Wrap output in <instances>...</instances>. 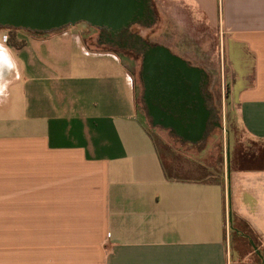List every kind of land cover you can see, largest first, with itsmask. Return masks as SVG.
Returning <instances> with one entry per match:
<instances>
[{"label":"crops","instance_id":"0c3cea01","mask_svg":"<svg viewBox=\"0 0 264 264\" xmlns=\"http://www.w3.org/2000/svg\"><path fill=\"white\" fill-rule=\"evenodd\" d=\"M176 2L219 33L233 122L264 148V0ZM56 33L1 35L0 264H252L231 228L264 253V164L241 163L257 154L168 178L120 56Z\"/></svg>","mask_w":264,"mask_h":264},{"label":"rangeland","instance_id":"374dc122","mask_svg":"<svg viewBox=\"0 0 264 264\" xmlns=\"http://www.w3.org/2000/svg\"><path fill=\"white\" fill-rule=\"evenodd\" d=\"M156 20L148 27L139 26L133 29L142 39L149 43L164 44L171 52L178 57H185L193 65L201 67L207 74L208 83L206 93L210 96L209 105L218 115L220 126L199 145L184 143L169 131L161 128H153L150 119L146 115L142 101V84L139 73L141 70V59L137 55L125 56L122 52H116L108 46L97 44V32L85 23L65 27L61 30L37 35L33 32L10 29H0L1 35L4 32V40L9 36L14 42V34L17 39L24 41L27 45L31 43V36L43 37L51 42L61 41L59 33L77 29L80 38L92 51H109L115 53L123 60L128 70L133 74L136 104L138 112L143 118L144 124L149 131L156 149L162 160L167 174L178 177L199 179L203 177L224 178L225 177V152L227 138L230 140V152L234 154L251 153L257 154L251 162H242L244 166L255 167L264 164L260 162L264 148L261 143H254L245 131L233 122V108L228 98L229 72L225 50L221 47L220 36L217 30L207 25L197 15L196 10L186 6H179L176 0H152ZM50 34V35H49ZM168 48V49H169ZM229 130V131H228ZM229 132V136H228ZM231 247L233 254L238 255L239 251L249 257L252 264H262V260L255 254L251 244L244 238L233 237Z\"/></svg>","mask_w":264,"mask_h":264},{"label":"water","instance_id":"95a60500","mask_svg":"<svg viewBox=\"0 0 264 264\" xmlns=\"http://www.w3.org/2000/svg\"><path fill=\"white\" fill-rule=\"evenodd\" d=\"M149 0H0V29H14L43 35L85 23L92 28L121 30L146 17L151 20ZM142 100L153 128L172 130L191 145L204 138L210 117L201 93L208 77L203 69L190 66L163 45L144 56L139 73ZM210 98L209 95L205 96ZM229 178L230 147L225 152ZM231 222V213L228 214ZM255 254L260 251L249 241Z\"/></svg>","mask_w":264,"mask_h":264},{"label":"flooded vegetation","instance_id":"af4514ba","mask_svg":"<svg viewBox=\"0 0 264 264\" xmlns=\"http://www.w3.org/2000/svg\"><path fill=\"white\" fill-rule=\"evenodd\" d=\"M147 8L151 10V13H150L152 16L151 20L148 18L149 14L147 13L146 17H144L143 20H141L135 24H132L129 27L118 30V31L107 29V28H93V30H95L97 32V44L100 46H108L109 48H112L116 52H122L127 57H129L130 55L131 56L137 55L141 59V64H142V60H143L144 56L154 46L163 45V46L167 47L164 44L149 43L146 39H144V38L142 39V37L139 36L136 31L133 30V29H135V27H139V26L148 27L156 20V15H155L154 7L152 5V0H149L147 2ZM3 30L8 31L10 29H3ZM8 39H9V36L6 37V41L12 42ZM180 58H182L184 61H186L188 63V65L202 69L199 66L193 65L191 63V61L188 60L187 58H185L183 56ZM206 86L203 87V85H201V93L206 100V106H207V109L210 111V117L207 121L204 138L201 142L205 141L211 135V133L213 131H215L220 126L219 121H218V115H217L216 111L213 109V106L209 105L210 98L208 99L205 97L206 95H208L206 93ZM142 94H143V85H142ZM143 104H144V102H143ZM144 107H145V111H146V105L145 104H144ZM167 131H169L170 134L174 135L176 138L181 140L179 137H177L174 134V132L172 130H167ZM201 142L194 144V146L199 145ZM189 145H191V144H189Z\"/></svg>","mask_w":264,"mask_h":264},{"label":"trees","instance_id":"16d2710c","mask_svg":"<svg viewBox=\"0 0 264 264\" xmlns=\"http://www.w3.org/2000/svg\"><path fill=\"white\" fill-rule=\"evenodd\" d=\"M229 131V130H228ZM228 136H229V132H228ZM230 141V140H229ZM259 161L260 162H264V160H263V158L262 159H259ZM261 165H263V164H261ZM261 165H257V166H255L253 169H262V168H260L261 167ZM244 169H249V166L247 167H245L244 166ZM251 169V168H250ZM166 176L168 177V178H171L170 177V175L169 174H167L166 173ZM231 230H232V234H234V235H237V236H240L241 238H244V239H246L247 241L249 240H252L253 241V243H254V240L251 238V236H246L245 234H243L242 232H240L239 230H237L236 228H234V227H232L231 228ZM251 232V231H250ZM248 241V242H249ZM261 254V260H262V264H264V253H260Z\"/></svg>","mask_w":264,"mask_h":264},{"label":"clouds","instance_id":"9594fccd","mask_svg":"<svg viewBox=\"0 0 264 264\" xmlns=\"http://www.w3.org/2000/svg\"><path fill=\"white\" fill-rule=\"evenodd\" d=\"M0 58L3 59V62L8 65V67L12 66V62L10 56L8 54V50L4 47L3 44H0Z\"/></svg>","mask_w":264,"mask_h":264}]
</instances>
